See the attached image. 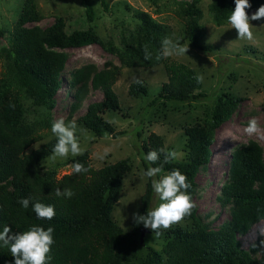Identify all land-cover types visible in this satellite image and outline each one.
<instances>
[{
	"label": "trees",
	"instance_id": "trees-1",
	"mask_svg": "<svg viewBox=\"0 0 264 264\" xmlns=\"http://www.w3.org/2000/svg\"><path fill=\"white\" fill-rule=\"evenodd\" d=\"M108 0H99L104 12ZM201 0L178 2L176 15L183 27L179 44L202 51L210 46L200 43L205 34L201 23ZM88 23L95 19L91 0H79ZM249 13L255 12L264 0H249ZM234 0H211L207 9L216 25L228 23L234 9ZM135 26L119 35V43L102 38L94 25L85 29L66 30V18L56 16L46 26L31 25L42 19L35 0H23L18 17L8 36L6 46L0 48L2 71L0 73V231L8 225L13 233H22L33 226L52 227L54 243L48 254V264H264V238L257 237L244 248L240 237L251 227L264 220V154L254 140L236 143L229 152L226 179L215 197L221 208L228 210V219L212 229L196 207L185 218L188 226L174 224L165 232V243L160 250L146 245L145 255L137 248L139 229L137 224L128 231L113 220L111 212L118 203L122 179L131 169L128 158L112 164L93 168L88 152L70 160L82 163L87 169L79 174H63L57 177V169H40L42 161L52 153L57 137L43 140V130L51 129V111L56 105V94L61 90L68 54L66 48H81L98 45L118 58L119 65L105 62L102 68L87 63L68 72L67 84L74 100L69 106V117L77 111L89 91L99 90L102 98L86 106L85 112L76 121L82 129L96 137L121 136L124 131H115L103 117L106 111L119 110V101L112 87L123 67H154L163 65L166 81L150 104L162 107L165 101H196L205 94L200 92L202 82L195 79V71L184 63H177L161 56L162 41L167 37V28L148 12L137 10L132 14ZM3 30L0 29V36ZM145 50L150 55L145 58ZM161 57V58H157ZM146 86L132 81L127 89L130 97L145 94ZM243 98L224 92L218 94L206 110L204 118H196L183 127L185 157L182 161L164 163V153L156 164H150L146 153L164 149V137L151 132L141 144L142 166L163 165V171L178 169L187 176L191 185L187 189L192 201L198 191L196 174L205 170L211 161V145L222 124L236 111ZM165 106V105H164ZM33 107L41 108L42 115L28 120ZM34 110V108H33ZM201 119V120H199ZM38 147L27 151L33 144ZM70 188L71 198L57 197L55 189ZM153 194L151 178L147 177L144 193L140 197L138 214L149 210ZM31 198L28 209L19 201ZM42 202L55 208L51 220L38 219L32 204ZM144 240V239H143ZM255 245V246H253ZM0 264H14L9 246L0 243Z\"/></svg>",
	"mask_w": 264,
	"mask_h": 264
},
{
	"label": "rangeland",
	"instance_id": "rangeland-1",
	"mask_svg": "<svg viewBox=\"0 0 264 264\" xmlns=\"http://www.w3.org/2000/svg\"><path fill=\"white\" fill-rule=\"evenodd\" d=\"M188 0H108V11L104 12L99 0H91L95 19L92 23L86 21L84 10L79 0H35L36 6L42 14L38 22L28 24L46 27L56 16L66 18V30L75 28L85 29L94 25L98 34L104 39H111L119 43V35L131 30L135 26L133 12L137 10L148 12L156 21L167 28V37L174 42L179 41L183 21L175 10L178 2ZM211 0H201L199 7L202 11L201 23L205 26V34L200 43L210 46V51L191 48L188 44L186 54H173L167 57L177 63H184L191 67L196 75L203 77L200 92L205 96L190 103L165 101L162 107L150 104L160 92L161 84L166 81L163 65L154 67H123L112 87L119 101V110L106 111L103 117L114 127L115 131H124V134L115 138L111 136L96 137L92 132L82 129L76 119L81 116L86 106L102 98L99 90H90L80 108L69 117V106L74 100L67 80L68 72L87 63H93L102 68L107 61L119 65L115 55L107 53L98 45H89L81 48H66L68 60L62 73L64 82L61 90L56 94V105L51 111V122L64 118L65 122H76L75 135L81 148L88 152L89 163L93 168L112 164L120 159L128 158L131 169L122 179V190L118 203L114 206L111 216L122 228L128 231L134 223L133 213L140 209V197L144 193L147 177L142 166L141 144L151 132L164 137L167 151H175L173 161H182L185 157V136L183 127L190 125L196 118H204L206 110L218 94L227 92L242 99L236 111L218 129L214 142L211 145V161L205 170L196 174L198 185L194 204L198 213L204 216L212 229L217 228L228 219V210L221 208L215 200L221 184L226 179L228 158L231 148L239 142L254 140L259 143L264 154V18L251 21L253 24V39L237 38V32L229 23L216 25L212 22L207 5ZM23 0H0V48L8 43V36L18 17ZM254 13V12H252ZM252 13H249L251 16ZM2 59L0 58V73ZM142 82L147 91L137 97H130L127 89L132 81ZM34 108V110H33ZM28 111L27 119L32 121L42 115L41 108L33 107ZM255 118L259 130L253 135L244 132L247 122ZM201 120V119H199ZM45 142L54 138L51 129L43 130ZM41 142L33 144L27 151L39 146ZM104 156L103 159L98 158ZM50 153L40 164V169L46 171L57 169V177L71 171L70 160L75 156L69 154L65 158L52 161ZM163 171L161 175L167 174ZM158 178V177H157ZM152 180V178H151ZM161 201L153 191L149 210L156 207ZM188 220L184 218L179 226L186 228ZM147 229V228H146ZM161 235L156 236L151 229L145 233L143 245H139L137 253L145 255L147 246L157 250L165 243L166 230L161 229ZM264 238V220L253 225L250 231L240 237L241 244L246 248L257 237Z\"/></svg>",
	"mask_w": 264,
	"mask_h": 264
},
{
	"label": "clouds",
	"instance_id": "clouds-1",
	"mask_svg": "<svg viewBox=\"0 0 264 264\" xmlns=\"http://www.w3.org/2000/svg\"><path fill=\"white\" fill-rule=\"evenodd\" d=\"M234 3L235 7L228 16V23L231 28L236 30L237 38L251 41L253 39V24L250 23V20L258 21L264 18V4L260 5L249 16L246 12V9L251 7L249 0H234ZM187 50L188 44L181 46L178 42L165 38L162 41L161 56L166 58L173 54L183 55L186 54ZM149 55L147 50H145L146 59ZM195 79L198 83L203 81L201 75H197ZM76 127L75 121L66 123L64 118L53 121L51 132L57 137V143L54 145L52 156L50 157L52 161H55L58 157L66 159L69 154L72 156L83 154L84 149L81 148L75 135ZM258 130L259 124L255 118L250 119L244 128V132L248 135H253ZM34 147L38 146L34 145ZM161 153H164V163H169L177 155L175 151L151 150L146 153L145 159L154 165L160 159ZM98 158L103 159L104 156L101 155ZM86 171L87 169L83 164L77 162L72 165V170L69 174H79ZM161 173H163V165L150 166L144 173L146 177L152 178V189L161 202L156 207L147 210L144 215L133 213L135 222L137 224L142 223L145 228L151 229L156 236L161 235V229L167 230L174 224L180 223L186 216L191 214L195 207L187 192V189L191 187L187 182V176L178 169H173L163 175ZM55 195L57 197L71 198L74 193L70 188L63 190L56 188ZM30 199V197L22 198L19 203L24 209H28ZM32 209L38 219L51 220L56 215L54 206L46 205L39 201L32 204ZM53 231L52 227L45 229L41 226H33L22 233H13L11 228L5 225L3 230L0 231V243L9 246V251L14 258V264H48L51 259L48 254L51 251V245L54 243ZM261 243L264 244V241Z\"/></svg>",
	"mask_w": 264,
	"mask_h": 264
},
{
	"label": "water",
	"instance_id": "water-1",
	"mask_svg": "<svg viewBox=\"0 0 264 264\" xmlns=\"http://www.w3.org/2000/svg\"><path fill=\"white\" fill-rule=\"evenodd\" d=\"M146 232H147V229L145 227H142L139 229V241L141 244L143 243V239H144Z\"/></svg>",
	"mask_w": 264,
	"mask_h": 264
}]
</instances>
